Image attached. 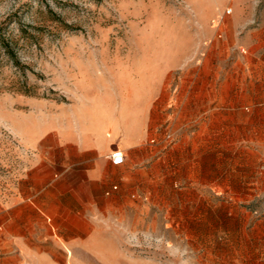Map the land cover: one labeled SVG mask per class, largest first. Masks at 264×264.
I'll return each mask as SVG.
<instances>
[{
  "label": "rangeland",
  "instance_id": "1",
  "mask_svg": "<svg viewBox=\"0 0 264 264\" xmlns=\"http://www.w3.org/2000/svg\"><path fill=\"white\" fill-rule=\"evenodd\" d=\"M237 1L0 0V189L25 159L15 124L69 109L78 83L148 51L173 62L186 50L216 73L223 109L170 128L158 119V139L169 130L175 144L142 163L141 188L108 215L110 250L88 264L109 251L110 264H264V0Z\"/></svg>",
  "mask_w": 264,
  "mask_h": 264
},
{
  "label": "crops",
  "instance_id": "2",
  "mask_svg": "<svg viewBox=\"0 0 264 264\" xmlns=\"http://www.w3.org/2000/svg\"><path fill=\"white\" fill-rule=\"evenodd\" d=\"M151 54L133 67H114L100 84L78 83L69 109L15 124L25 159L16 181L0 189V264L94 262L92 253L110 250L108 215L141 188L142 163L159 144H175L166 139L169 130L158 139V119H170V128L176 118L221 112L222 83L203 58L189 61L185 50L165 62ZM116 149L125 155L119 165L110 159Z\"/></svg>",
  "mask_w": 264,
  "mask_h": 264
},
{
  "label": "built area",
  "instance_id": "3",
  "mask_svg": "<svg viewBox=\"0 0 264 264\" xmlns=\"http://www.w3.org/2000/svg\"><path fill=\"white\" fill-rule=\"evenodd\" d=\"M232 12L231 7H227L224 12H218L215 16V22L217 26L223 22L224 17L226 15H230ZM242 52H244V49H241ZM166 139L171 141L173 139V135L171 133L166 134ZM111 162L115 165L122 164L125 161V155L122 150L116 149L110 154Z\"/></svg>",
  "mask_w": 264,
  "mask_h": 264
},
{
  "label": "trees",
  "instance_id": "4",
  "mask_svg": "<svg viewBox=\"0 0 264 264\" xmlns=\"http://www.w3.org/2000/svg\"><path fill=\"white\" fill-rule=\"evenodd\" d=\"M4 46V52L9 55V54H13V51L11 49V47L9 46L8 43H3ZM13 56V55H12ZM17 62V61H16ZM1 88V87H0Z\"/></svg>",
  "mask_w": 264,
  "mask_h": 264
}]
</instances>
